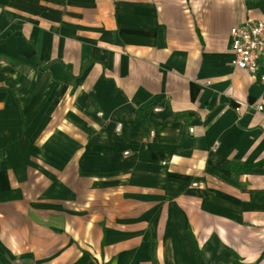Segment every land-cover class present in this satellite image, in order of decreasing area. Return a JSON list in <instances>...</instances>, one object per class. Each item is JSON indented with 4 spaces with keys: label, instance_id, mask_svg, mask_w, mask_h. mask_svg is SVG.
<instances>
[{
    "label": "crops",
    "instance_id": "crops-1",
    "mask_svg": "<svg viewBox=\"0 0 264 264\" xmlns=\"http://www.w3.org/2000/svg\"><path fill=\"white\" fill-rule=\"evenodd\" d=\"M256 22L264 0H0V264H264V90L227 38Z\"/></svg>",
    "mask_w": 264,
    "mask_h": 264
},
{
    "label": "built area",
    "instance_id": "built-area-1",
    "mask_svg": "<svg viewBox=\"0 0 264 264\" xmlns=\"http://www.w3.org/2000/svg\"><path fill=\"white\" fill-rule=\"evenodd\" d=\"M227 38L229 68L253 79L256 86L264 90V23H246L230 29ZM253 111L260 113L259 108ZM151 136L152 133H148V138Z\"/></svg>",
    "mask_w": 264,
    "mask_h": 264
},
{
    "label": "trees",
    "instance_id": "trees-1",
    "mask_svg": "<svg viewBox=\"0 0 264 264\" xmlns=\"http://www.w3.org/2000/svg\"><path fill=\"white\" fill-rule=\"evenodd\" d=\"M135 116H136V114H133L132 115V117H135ZM262 167H263V164H260V163L259 164H256V165H253V166H245L243 168H241L240 166H237V165L226 164L223 167V170L226 172V174L229 177V179L234 180L237 177L245 176L249 172L255 171V170H259ZM184 236L191 240L190 235H189V233H188L187 230L184 232ZM193 246H194V244H193ZM148 257L149 258L152 257V248L149 249Z\"/></svg>",
    "mask_w": 264,
    "mask_h": 264
}]
</instances>
